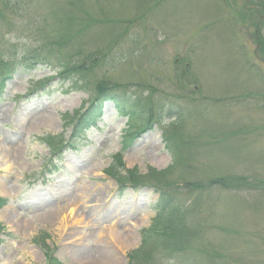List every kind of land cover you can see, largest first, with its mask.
Returning <instances> with one entry per match:
<instances>
[{
    "label": "rangeland",
    "instance_id": "obj_1",
    "mask_svg": "<svg viewBox=\"0 0 264 264\" xmlns=\"http://www.w3.org/2000/svg\"><path fill=\"white\" fill-rule=\"evenodd\" d=\"M260 1L0 0V264H264Z\"/></svg>",
    "mask_w": 264,
    "mask_h": 264
},
{
    "label": "trees",
    "instance_id": "obj_2",
    "mask_svg": "<svg viewBox=\"0 0 264 264\" xmlns=\"http://www.w3.org/2000/svg\"><path fill=\"white\" fill-rule=\"evenodd\" d=\"M6 2H17V0H5ZM13 2V3H14ZM25 54H22V56H20V58L18 60H15L13 62H11V65L8 67V69H6V77L11 75V72H15L16 69L19 68V66H23L24 62H23V56ZM39 58H42L39 55ZM38 61H43L38 59ZM37 60H34V62H28V64L30 66H33V64H39ZM45 62V61H43ZM47 63V62H46ZM78 72V69H76ZM63 72V71H62ZM69 72V71H68ZM70 74L75 75L77 73H75L74 69L70 70ZM72 75H68V79L71 81L70 83L72 84L73 88L75 89H83V87H79L77 84L79 83L78 80H73L74 77ZM3 78H5V76L0 77V81L2 82V85L4 84V80ZM0 86V87H1ZM84 90V89H83ZM99 93H96V95L94 96L93 100L91 101L90 106L88 107V109H86L83 113H81L77 119L76 122L74 124V130L79 132V129L81 130L84 126H87L91 123L94 122V120L96 119V117L99 115L101 107H102V103L104 102L105 99L107 98H112V99H116L118 96L116 95V87H114L113 85L108 86L106 83L103 84V86L100 87L99 89ZM1 201V199H0ZM164 203H160L158 202V204L154 207L156 210V218L154 220V226L155 227H159L157 230L153 229V232L151 234H159L158 236H162L164 235V229H165V225H162L165 219L168 220L167 216H171L172 212L170 210L167 209V204L163 205ZM153 226V225H152ZM2 226L0 225V230H2ZM146 232H150V229H144L142 231L143 236V245L146 243V239L147 236L150 234H146ZM48 264H59L57 263L56 259L54 258V256L52 255H48ZM130 264H134L133 262H131Z\"/></svg>",
    "mask_w": 264,
    "mask_h": 264
},
{
    "label": "bare ground",
    "instance_id": "obj_3",
    "mask_svg": "<svg viewBox=\"0 0 264 264\" xmlns=\"http://www.w3.org/2000/svg\"><path fill=\"white\" fill-rule=\"evenodd\" d=\"M2 112L6 113L5 109H2ZM43 121H47L49 123H55L56 122L55 121V117H54L53 114H51V113H47V114H44V115L42 114V115H40L39 120H33V122H32L33 128L39 126L41 123H43ZM29 122L31 124V120ZM29 122H28V124H29ZM18 158H19L18 159V161H19L20 160V156L19 155H18ZM9 169H10V165H9V163H7V161H5V164H0V172L1 171H6V170H9ZM1 183H2V181H0V188H1V185H2ZM4 212H8V211L4 210V211L1 212V214H4ZM62 222H64V221H62Z\"/></svg>",
    "mask_w": 264,
    "mask_h": 264
}]
</instances>
